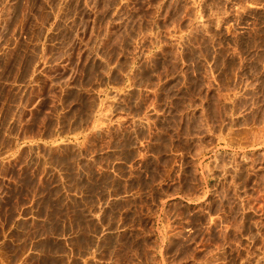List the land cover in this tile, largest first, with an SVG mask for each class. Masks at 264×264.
Returning <instances> with one entry per match:
<instances>
[{
  "label": "crops",
  "instance_id": "1",
  "mask_svg": "<svg viewBox=\"0 0 264 264\" xmlns=\"http://www.w3.org/2000/svg\"><path fill=\"white\" fill-rule=\"evenodd\" d=\"M251 35L264 0H0V264H174L183 150L264 77Z\"/></svg>",
  "mask_w": 264,
  "mask_h": 264
},
{
  "label": "rangeland",
  "instance_id": "2",
  "mask_svg": "<svg viewBox=\"0 0 264 264\" xmlns=\"http://www.w3.org/2000/svg\"><path fill=\"white\" fill-rule=\"evenodd\" d=\"M238 42L264 44V36ZM244 81L221 85V136L207 133L198 155L183 150L190 180L174 183L185 195L169 211L185 222L189 243L169 246L174 264H264V77Z\"/></svg>",
  "mask_w": 264,
  "mask_h": 264
},
{
  "label": "bare ground",
  "instance_id": "3",
  "mask_svg": "<svg viewBox=\"0 0 264 264\" xmlns=\"http://www.w3.org/2000/svg\"><path fill=\"white\" fill-rule=\"evenodd\" d=\"M40 120H41V118H40Z\"/></svg>",
  "mask_w": 264,
  "mask_h": 264
}]
</instances>
